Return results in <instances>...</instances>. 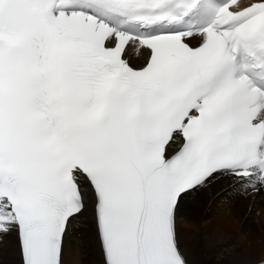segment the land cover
Instances as JSON below:
<instances>
[{
	"label": "snow or ice",
	"instance_id": "6c2138e0",
	"mask_svg": "<svg viewBox=\"0 0 264 264\" xmlns=\"http://www.w3.org/2000/svg\"><path fill=\"white\" fill-rule=\"evenodd\" d=\"M225 177L264 192V0H0V237L20 264H64L86 197L101 264H187L181 201Z\"/></svg>",
	"mask_w": 264,
	"mask_h": 264
},
{
	"label": "bare ground",
	"instance_id": "6f19581e",
	"mask_svg": "<svg viewBox=\"0 0 264 264\" xmlns=\"http://www.w3.org/2000/svg\"><path fill=\"white\" fill-rule=\"evenodd\" d=\"M129 56L130 62L135 65L142 62V56L139 59L135 54L130 53ZM223 181L224 179H220L216 183L206 186L208 189L214 188V198L212 200L210 197H207V194L206 197L202 196L203 198L197 197L199 195L201 196L204 188H206L204 187L195 192V197L190 196L189 199L187 197L188 200L186 205L188 208L184 209L183 200L181 201V210L177 215L185 219L186 222L189 221V224L187 229L181 227L177 230L180 249L187 264H261L259 262V257L264 253V233L261 231V228H264V221L257 220L254 212L258 210V212L260 211L264 214V192L258 194L249 193L244 195V199L242 195L232 193L230 188L231 184L229 186L219 187ZM224 199L226 204L222 205ZM215 202H219V204H216L217 207L222 205V211L219 214L221 217L219 215L217 218H212L213 215L206 216L208 208ZM85 203L87 210L92 205L90 197H86ZM194 206L198 207L201 211L198 210V219L193 211L192 218H190L192 209L197 213V209H195ZM225 206L227 207L226 210L224 209ZM237 206H240V210H242L240 220L238 221L237 219L239 224H241L242 231H240V236L247 235L250 238L249 251L251 252L244 256V258H242V252L235 247L230 254H221V247H217L219 250L216 248L218 250L217 253L210 250L215 245L214 243L219 241V236L222 235V233L224 235V232L227 230H225L224 227L222 228L225 230L224 232L221 233V231L217 229L218 232L216 226L219 223H223V225L221 224L218 226L220 229V227L226 225L225 221L230 220L233 217L234 212H236L238 208ZM79 219L81 222L90 219L91 227L84 225L83 222L78 226L71 224L68 237L65 241V251L63 256L64 264H101L93 215L90 217L84 212ZM196 220H198V224L196 223ZM90 230H92L91 234L88 233ZM231 230L232 229L229 227L228 235ZM12 236L15 237V234L4 235L2 236V239H0V264H20L16 238L13 239ZM236 241L237 240L231 241V239H228L226 244L223 245V249L232 248ZM216 249L215 251H217ZM221 255H223V258L228 259V261H220ZM245 259L246 261L242 263Z\"/></svg>",
	"mask_w": 264,
	"mask_h": 264
},
{
	"label": "rangeland",
	"instance_id": "374dc122",
	"mask_svg": "<svg viewBox=\"0 0 264 264\" xmlns=\"http://www.w3.org/2000/svg\"><path fill=\"white\" fill-rule=\"evenodd\" d=\"M222 179H224V181L222 182V184L219 186V187H223V186H229L230 184H231V181H230V179H227V178H222ZM203 189V188H202ZM199 194V193H198ZM197 194V195H198ZM206 194H207V197H210V199L212 200L214 197H213V195H214V188H211V189H208V187H206V188H204V191H203V193L201 194V196L199 195V196H197V197H202V196H205L206 197ZM195 193L194 194H192V197H195ZM243 196V198H244V195H242ZM196 197V198H197ZM190 197H188V199H189ZM203 198V197H202ZM187 197L182 201L183 202V204H184V209L185 208H188L187 207V205H186V202H187ZM245 199V198H244ZM258 199V198H257ZM257 201V200H256ZM195 203H196V201H195ZM194 203V204H195ZM204 203V202H203ZM216 204H219V202L218 203H214V204H211L210 205V207L208 208V210H207V212H206V216L207 215H213L212 216V218H217L218 217V215L220 214V212L222 211V205H224V204H226V201H225V199H224V201L222 202V205L220 206V207H217L216 206ZM238 208H237V210H236V212H234V215H233V217L230 219V220H227V221H225V224L226 225H224V226H222V227H220V229H219V227L218 226H220L221 224L223 225V223H219L217 226H216V230L218 229L219 231H221V233L222 232H224L226 229V231L224 232V235H223V233H222V235H220L219 236V241H217V242H215L213 245L214 246H216V244H217V246L216 247H214L213 245V248H211L210 250L213 252L214 251V253H217L218 252V248H220L221 247V249L220 250H222V252H221V254H223V245L224 244H226V242H227V240L228 239H231V241H235V240H237L236 242H235V244H233L234 246L232 247V249L235 247V248H237V250H239L240 252H242V255H243V257L242 258H244V256H246V255H248L251 251H249L250 250V246H249V242H250V238H249V236H247V235H242V237L240 236V231H242L241 230V224H239V220H240V218H241V216H242V213H241V211L242 210H240V206H237ZM194 208L195 209H197V213L192 209L191 210V217L190 218H192V211L197 215V219H198V210L200 211V209L198 208V207H196V206H194ZM183 209V210H184ZM225 210L227 209V207L225 206V208H224ZM257 209V208H256ZM182 210V211H183ZM252 210V209H251ZM201 212V211H200ZM85 213H86V215L87 216H90L91 217V215H92V205L85 211ZM254 215H255V218H257V220L259 219V220H262V222L264 221V214L262 213V212H258V210H256L255 212H254ZM178 216V215H177ZM220 216V215H219ZM180 217L181 216H179L178 218H177V222H178V225H180V226H176V228H177V230L179 229V228H185V229H187L188 228V224H189V221H187L186 222V220L185 219H183L182 217H181V219L183 220H181V222L182 223H180ZM221 217V216H220ZM235 217H236V219H235ZM237 219H238V221H237ZM253 219H254V217H253ZM83 222V224L84 225H87L88 227H91V223H90V219H88V220H84V221H82ZM196 223L198 224V220H196ZM234 223H235V225H236V229H234L235 228V225H234ZM225 227V228H224ZM227 227V228H226ZM231 228L232 230L230 231V234L228 235L227 233H228V228ZM222 228H224V229H222ZM217 230V231H218ZM218 231V232H219ZM261 231L264 233V228H261ZM91 232H92V230H90L88 233L89 234H91ZM220 233V234H221ZM226 233V234H225ZM227 235V236H226ZM13 237V236H12ZM222 237H225V238H222ZM241 237V238H240ZM13 239H15V237H13ZM248 245V246H247ZM211 246V247H212ZM218 247V248H217ZM218 250H217V249ZM215 249L217 250V251H215ZM86 251H87V249H86ZM244 251V252H243ZM246 251V252H245ZM249 251V252H248ZM246 253V254H245ZM88 254V253H87ZM263 256H264V253L262 254ZM261 255V256H262ZM77 256H78V254H77ZM223 255H221V259H220V261H224V262H227L228 261V259H225V258H223L222 257ZM262 259V258H261ZM264 259V258H263ZM259 260H260V257H259ZM246 261V259L242 262V263H244Z\"/></svg>",
	"mask_w": 264,
	"mask_h": 264
}]
</instances>
